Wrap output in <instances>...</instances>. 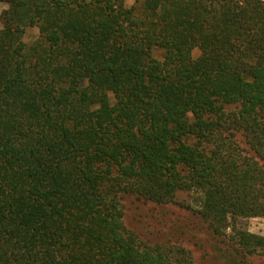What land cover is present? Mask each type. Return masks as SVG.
Segmentation results:
<instances>
[{"label": "trees", "instance_id": "16d2710c", "mask_svg": "<svg viewBox=\"0 0 264 264\" xmlns=\"http://www.w3.org/2000/svg\"><path fill=\"white\" fill-rule=\"evenodd\" d=\"M0 3V264H193L124 222L184 193L264 257V0Z\"/></svg>", "mask_w": 264, "mask_h": 264}, {"label": "rangeland", "instance_id": "374dc122", "mask_svg": "<svg viewBox=\"0 0 264 264\" xmlns=\"http://www.w3.org/2000/svg\"><path fill=\"white\" fill-rule=\"evenodd\" d=\"M141 0H126V7H135ZM3 6L0 4V29ZM39 37L37 28L29 29L25 35L26 45L33 44ZM154 58L164 61V51L155 49ZM200 51L193 52L197 60ZM179 205H157L139 202L132 197L125 198V225L137 234L144 242L156 245L175 243L183 246L193 259V264H264V257H244L237 245L229 239L215 237L207 224L198 214L200 205L198 196L194 194H179ZM238 229L250 234L264 237V218L239 219ZM229 234H231L229 232Z\"/></svg>", "mask_w": 264, "mask_h": 264}, {"label": "crops", "instance_id": "0c3cea01", "mask_svg": "<svg viewBox=\"0 0 264 264\" xmlns=\"http://www.w3.org/2000/svg\"><path fill=\"white\" fill-rule=\"evenodd\" d=\"M0 4H3V3H0ZM7 9H8V8H6V7L3 6L2 11L7 10Z\"/></svg>", "mask_w": 264, "mask_h": 264}]
</instances>
